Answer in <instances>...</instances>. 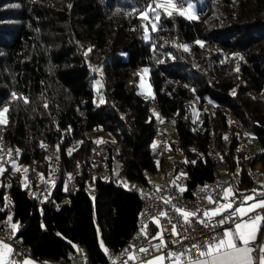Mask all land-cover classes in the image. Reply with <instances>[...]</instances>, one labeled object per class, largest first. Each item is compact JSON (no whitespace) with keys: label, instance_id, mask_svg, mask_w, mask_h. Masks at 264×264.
Instances as JSON below:
<instances>
[{"label":"trees","instance_id":"obj_1","mask_svg":"<svg viewBox=\"0 0 264 264\" xmlns=\"http://www.w3.org/2000/svg\"><path fill=\"white\" fill-rule=\"evenodd\" d=\"M149 1L0 0V110L8 109L0 150L10 146L20 162L57 175L39 201L10 159L0 172V217L21 224L17 234L37 257L59 258L82 244L97 263L130 237L138 193L93 176L88 162L118 159L129 180L155 172L164 155L152 146L153 104L175 120L190 185L212 178L217 154L240 172L239 187L253 185L244 148H236L237 123L258 136L252 158L264 166V0H203L196 19L161 9L155 29L154 19L140 17ZM141 64L150 66L151 97L136 82ZM98 128L119 143L118 155L113 142L94 148L90 132Z\"/></svg>","mask_w":264,"mask_h":264},{"label":"built area","instance_id":"obj_2","mask_svg":"<svg viewBox=\"0 0 264 264\" xmlns=\"http://www.w3.org/2000/svg\"><path fill=\"white\" fill-rule=\"evenodd\" d=\"M90 63L95 68L96 73L104 78L103 70L93 62ZM199 125L200 119L196 117L194 128L197 129ZM238 127L242 134H245L242 124L239 123ZM155 129L156 132H162L160 146L163 147L170 141V138L164 132L158 119L155 122ZM97 130L101 129L98 128ZM73 141L76 142L77 139L74 138ZM178 143L180 145L179 139ZM174 144H177V142L174 141ZM119 146V143L113 140V149L117 155ZM94 147L96 150H102L104 146L95 142ZM236 148H239V143ZM4 150L12 152L15 156L17 155V150L10 146L5 147ZM49 151L52 152L51 149ZM250 151L249 146L244 147L245 155L252 156ZM216 157L219 163L222 161L227 162L220 154H217ZM6 159L5 154L0 158V167ZM168 161L174 164V172L168 168L164 169L158 182L153 180L151 173L147 171L144 172L145 179L128 180L115 173L111 167H103L102 163L88 164L91 173L102 178H112L117 183H125L138 193L142 206L137 217L136 226L130 237L120 247L110 246L108 248L105 261L94 263L86 247L78 244L67 255L52 259L48 264H135L157 253L165 255V264L176 262L177 257H179V261H189L190 259L199 258L200 252L203 250L202 247L192 248V245L203 246L206 242H212L214 238L219 239L222 237L225 230H234L235 224L243 218L235 212V208L211 219L206 217L204 213L217 206L229 184L235 187L239 186L240 172L235 169H222L219 167L214 171L210 180L190 185L188 172H182L183 168L187 170L186 154L185 158L182 159L177 155H173ZM159 165L160 163L157 167ZM247 171L253 179V185L264 190V170H257L252 166H248ZM66 180L70 182L69 174H67ZM28 187L33 189V194L39 201L50 192L48 184L44 182H36ZM181 189L184 190L181 191ZM209 197L215 203L209 202ZM167 200H170L171 203H165ZM177 208L198 212L199 214L191 217L190 222L186 223L182 215L176 211ZM161 213H167V215L164 216ZM247 215L264 217V208H257ZM153 220L159 221L156 232L150 231L152 230ZM221 220L227 222L221 225L219 223ZM173 226H175V233H179V235L173 232ZM161 235L162 240L159 238ZM0 237L12 245L13 252L9 257L10 264H22L26 255L33 254L31 247L21 235L14 231L12 225L4 217H0ZM141 249H147V251H141ZM189 249H191V252H189ZM181 253L183 255H180Z\"/></svg>","mask_w":264,"mask_h":264},{"label":"snow or ice","instance_id":"obj_3","mask_svg":"<svg viewBox=\"0 0 264 264\" xmlns=\"http://www.w3.org/2000/svg\"><path fill=\"white\" fill-rule=\"evenodd\" d=\"M152 4H149L146 9H144L140 13V17L142 20L148 21L150 19L149 13L155 14V19H159L158 9H163L167 15L171 16L174 11H178L181 16H187L189 19H196L197 17L192 13V6L189 4L188 9H178L176 0H152ZM156 25L152 24V28L155 29ZM187 50V47L185 46ZM90 50V49H89ZM242 59V57H241ZM237 67V71H238ZM144 71H147L145 69ZM27 99H25V103H27ZM47 107V105H45ZM8 109H3L0 112V123H6V119L4 118V113L7 112ZM3 169H0L2 171ZM184 189H181L183 191ZM232 193V189L229 188L224 193V199L227 200ZM260 196L264 197V193H260ZM209 202L215 203L211 199L208 198ZM246 201H255L256 196H247L245 197ZM165 203H171L170 200L165 201ZM233 208L231 202L224 203L219 207L215 208L211 211H206L204 215L211 219L212 217L222 215L224 212L229 211ZM257 208H264V198L260 199L256 203L249 205L247 208H236L235 212L239 214L240 217H244L249 212L255 211ZM179 212L184 221L186 223L190 222V218L197 216L198 212L186 211L184 209H176ZM161 215L166 216L167 213H161ZM264 219V217L257 216L250 221H242L240 223L235 224L234 230H225L222 237L219 239L214 238L212 242H206L203 246L200 245H192V248L202 247L203 250L200 252V257L191 260L190 264H254L253 258L251 257V252L253 249L249 247V242L255 240L256 238V225L257 223ZM159 223V221H156ZM226 220H221L219 223L222 225ZM203 223V221H201ZM13 228L17 226L15 224L12 225ZM173 232L175 233V226H173ZM179 235V233H175ZM161 240L163 239L162 235L159 237ZM106 250V249H105ZM141 251H147V249H141ZM13 249L10 245L0 241V264H10L9 257ZM191 252V249H189ZM261 252L264 253V247L261 248ZM180 255H183L181 253ZM161 262L163 261V257L158 258ZM177 261L179 262V257H177ZM25 264H30V262H25ZM151 264V262H149ZM260 264H264V255L260 257Z\"/></svg>","mask_w":264,"mask_h":264},{"label":"rangeland","instance_id":"obj_4","mask_svg":"<svg viewBox=\"0 0 264 264\" xmlns=\"http://www.w3.org/2000/svg\"><path fill=\"white\" fill-rule=\"evenodd\" d=\"M202 2H203V0H176V4H177L178 9H188L189 4H190L192 6L191 11L195 16L198 15V4L202 3ZM149 4H152V6L155 7V5L152 3V0H150L146 4L144 9H146ZM158 12H159V19H160L161 9H158ZM174 12H178V11H174ZM149 16H150V19L151 18L154 19L152 21V24L156 25L158 23L159 19L158 20L155 19L154 13H149ZM149 31H150V28L147 25V27L145 28V31H144V37L145 38H148ZM145 69H147V71H144ZM135 72L137 75L136 76V82L138 84L139 91L146 97L153 96L154 95V88H153V84H152V81L150 78V66L148 64H141L139 67H137L135 69ZM96 83H97V86L101 84L99 78L97 79ZM3 109H5V108H2L0 110V112H2ZM152 110L155 113V117L161 122L163 129H164V132L170 138V141L168 143H166L164 145V147H162V153L164 155L162 162L158 166L157 170L155 172H151V174H150L151 177L153 178V180L158 182L160 180L161 175L164 172V169L168 168L169 170L174 172L175 166H174V164L170 163L168 161V159L173 155H177L181 159L185 158V153L178 143V134H177V131L175 128L174 118L171 116L168 117V116L162 115L160 109L158 108V106L156 104L152 105ZM199 113L196 115L197 118L201 117L200 116L201 113L200 114ZM4 118L7 119V113L6 112L4 113ZM238 124L239 123H237V127H238ZM238 129H239V127H238ZM239 131H240V129H239ZM90 134L94 138V143L96 142V144H98V145L105 146L106 143H112L113 142L112 134L105 131V130H96L95 129V130H92L90 132ZM161 136H162V132H156L155 137H154L153 142H152L153 147H157L158 145H160ZM174 141H176L177 144H174ZM77 142H78V140L76 142L73 141V145L75 146L77 144ZM94 143H93V146H94ZM246 146H249L251 148L250 154L254 155L256 153V151L261 147L260 140H259L258 136L256 134H253V133L243 134L240 141H239V148H244ZM51 151L52 152L50 154L55 156L56 155V149L52 148ZM97 151L103 152L104 147L102 150H97ZM4 154L7 156L8 159H10V163H12V165H13V170L14 171H17V170L20 171V178H21L23 185H25V186L31 185V183H32L31 179L32 178H31L30 173H33L35 175V177L37 179L36 182H39V183L44 182V183L48 184L50 189L55 185L56 180H57V175H55L53 172H49L48 174H46L44 171H42V170H40V169H38L32 165H28V164L20 162L18 160V157L15 156L12 152L6 151L4 149L0 150V158ZM90 163H97V164L102 163L103 167H105V168L107 166L111 167V165H114L113 171H115V173H118V174H120L126 178L125 174L120 172V161L118 159H115L113 164H110L108 162L107 157L106 156L104 157L101 155L99 157L92 158L88 162V164H90ZM1 167H0V169H3V167L2 168ZM182 172L186 173L187 172L186 168H183ZM91 174L93 176L96 175L93 173H91ZM1 182H2V178H1V174H0V184H1ZM89 189L91 191L94 189V181L89 182ZM8 193H9V191H8ZM9 217L11 218V214H9ZM10 221L12 224H15L17 226L16 228H18V222L17 221L12 220V219Z\"/></svg>","mask_w":264,"mask_h":264},{"label":"crops","instance_id":"obj_5","mask_svg":"<svg viewBox=\"0 0 264 264\" xmlns=\"http://www.w3.org/2000/svg\"><path fill=\"white\" fill-rule=\"evenodd\" d=\"M245 157H247V161L245 164L246 170H247L248 166H252V167L256 168L257 170H264V166L261 164L260 161L254 162L252 156L245 155ZM219 167L222 169L229 168V163L222 161L219 164ZM229 188L232 189L233 195H231L227 200H225L224 196H223V198L219 201L217 206L214 208H210L208 211L214 210L215 208L219 207L220 205H222L224 203H229V202L232 203L233 208H235V209L236 208H247L249 205L256 203L260 199L264 198V197L259 195L260 193H264V190L257 188L254 185H252L248 188V187H239V186L235 187L232 184H229L226 187V190ZM247 196H256V200L255 201H246L245 197H247ZM255 217H257V216L245 215L237 223H240L242 221H250L251 219H253ZM15 221H17V220H15ZM9 223L11 225H13L11 222H9ZM20 227H21V224L18 222V228H13V229L15 232H18ZM0 241L10 245L12 248V245L8 241L3 239L2 237H0ZM248 246L253 249V251L251 252V257L253 258L254 264H260V257L262 255H264V253L261 252V248L264 247V222H263V219L257 223V225H256V238H255V240L250 241ZM160 257H163L162 262L160 260H158V258H160ZM51 260L52 259L48 258V257L40 258V257L35 256L34 254H28L25 256L22 264H25L26 261L30 262V264H48V262H50ZM192 260H195V259H192ZM164 261H165V255L163 253H157V254L149 257L148 259H146L144 261L136 262L135 264H149V262H151V264H165ZM172 264H190V260L189 261H179V262L176 261V262H173Z\"/></svg>","mask_w":264,"mask_h":264}]
</instances>
